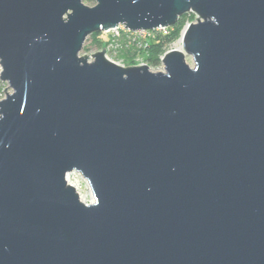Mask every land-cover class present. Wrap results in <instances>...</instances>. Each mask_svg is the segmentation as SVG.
I'll return each instance as SVG.
<instances>
[{
	"label": "water",
	"instance_id": "water-1",
	"mask_svg": "<svg viewBox=\"0 0 264 264\" xmlns=\"http://www.w3.org/2000/svg\"><path fill=\"white\" fill-rule=\"evenodd\" d=\"M96 2L0 0V264H264V0ZM189 12L165 71L80 56Z\"/></svg>",
	"mask_w": 264,
	"mask_h": 264
},
{
	"label": "rangeland",
	"instance_id": "rangeland-1",
	"mask_svg": "<svg viewBox=\"0 0 264 264\" xmlns=\"http://www.w3.org/2000/svg\"><path fill=\"white\" fill-rule=\"evenodd\" d=\"M84 3L90 7H93L97 4L96 0H84ZM197 18L198 16L196 13H187L185 25L180 33V36L168 44L165 53L178 48L184 51V41L183 43H180V39L188 25L196 22L198 20ZM98 38L102 40L101 46H99L95 42L93 37L89 36L84 44L82 51L80 52V56H84L85 54L87 56L89 55L92 61V54L103 51L105 47L106 57L123 67L147 65L150 70L154 72L165 71L162 57H160L161 62L159 64H151L147 60L144 53L141 51L139 52V50H145L146 47H141L136 42H129V40H127V37L125 36H122L117 40L112 38L109 33L101 32ZM187 61L190 63V65L194 66V61L191 56H187ZM5 88H7V93L12 91L11 88L8 87V84L6 82L0 80V100L5 98L7 95ZM69 174L71 179L78 185L79 189L77 190L80 193L82 200L86 203L93 202V192L87 180L79 172H72Z\"/></svg>",
	"mask_w": 264,
	"mask_h": 264
},
{
	"label": "trees",
	"instance_id": "trees-1",
	"mask_svg": "<svg viewBox=\"0 0 264 264\" xmlns=\"http://www.w3.org/2000/svg\"><path fill=\"white\" fill-rule=\"evenodd\" d=\"M186 14L181 16L178 22L170 27V31L167 34L157 33L154 38H150L148 40V46L145 50H139V52H143L146 56L147 60L153 64L157 65L161 62V56L165 54L166 47L169 43L174 41L180 36V33L185 25ZM101 32H96L91 34L90 36L94 38L95 42L101 46L102 40L99 37Z\"/></svg>",
	"mask_w": 264,
	"mask_h": 264
},
{
	"label": "built area",
	"instance_id": "built-area-1",
	"mask_svg": "<svg viewBox=\"0 0 264 264\" xmlns=\"http://www.w3.org/2000/svg\"><path fill=\"white\" fill-rule=\"evenodd\" d=\"M170 27H161L156 28L153 30H138V31H131L129 29H126L124 25H119L115 28L110 29L109 31H106L105 33H109L110 36L114 39H119L122 36L127 37V40L129 42H136L141 47H147L148 46V40L150 38H154L157 33H163L167 34L169 32ZM165 54L162 55V60L164 58ZM93 60V58H92ZM70 175V174H68ZM67 175V177H68Z\"/></svg>",
	"mask_w": 264,
	"mask_h": 264
},
{
	"label": "bare ground",
	"instance_id": "bare-ground-1",
	"mask_svg": "<svg viewBox=\"0 0 264 264\" xmlns=\"http://www.w3.org/2000/svg\"><path fill=\"white\" fill-rule=\"evenodd\" d=\"M183 43V35H182V37H181V39H180V43ZM179 50H181L180 48H178ZM67 180H68V182L71 184V185H73V186H75L77 189H79L78 188V185L71 179V177H70V175H68V177H67Z\"/></svg>",
	"mask_w": 264,
	"mask_h": 264
}]
</instances>
